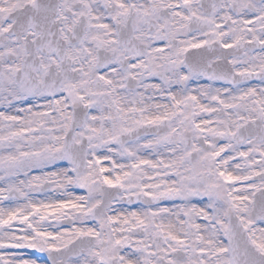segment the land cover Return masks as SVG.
<instances>
[{"label": "snow or ice", "instance_id": "1", "mask_svg": "<svg viewBox=\"0 0 264 264\" xmlns=\"http://www.w3.org/2000/svg\"><path fill=\"white\" fill-rule=\"evenodd\" d=\"M0 264H264V0H0Z\"/></svg>", "mask_w": 264, "mask_h": 264}]
</instances>
